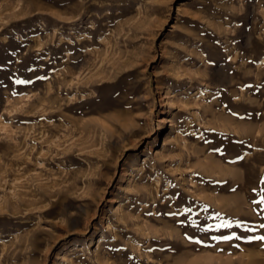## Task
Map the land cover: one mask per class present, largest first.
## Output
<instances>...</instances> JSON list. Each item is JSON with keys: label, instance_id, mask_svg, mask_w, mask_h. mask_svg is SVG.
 Listing matches in <instances>:
<instances>
[{"label": "rangeland", "instance_id": "rangeland-1", "mask_svg": "<svg viewBox=\"0 0 264 264\" xmlns=\"http://www.w3.org/2000/svg\"><path fill=\"white\" fill-rule=\"evenodd\" d=\"M262 226L264 0H0V264H264Z\"/></svg>", "mask_w": 264, "mask_h": 264}, {"label": "snow or ice", "instance_id": "snow-or-ice-1", "mask_svg": "<svg viewBox=\"0 0 264 264\" xmlns=\"http://www.w3.org/2000/svg\"><path fill=\"white\" fill-rule=\"evenodd\" d=\"M262 227H264V226H262ZM259 239L264 240V237H259Z\"/></svg>", "mask_w": 264, "mask_h": 264}, {"label": "bare ground", "instance_id": "bare-ground-1", "mask_svg": "<svg viewBox=\"0 0 264 264\" xmlns=\"http://www.w3.org/2000/svg\"><path fill=\"white\" fill-rule=\"evenodd\" d=\"M222 205H223V204H222ZM219 206H220V205H219ZM242 261H243V260H242ZM242 261H241V262H242ZM248 262H249V261H248ZM193 264H195V263H193ZM245 264H246V262H245Z\"/></svg>", "mask_w": 264, "mask_h": 264}]
</instances>
